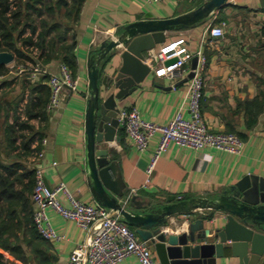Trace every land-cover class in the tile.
<instances>
[{
	"label": "crops",
	"instance_id": "obj_1",
	"mask_svg": "<svg viewBox=\"0 0 264 264\" xmlns=\"http://www.w3.org/2000/svg\"><path fill=\"white\" fill-rule=\"evenodd\" d=\"M206 1L164 0L154 4L147 0H85L79 18L75 22L72 20V33L75 31L77 37L75 73L70 68L74 77L79 78V87L76 92L65 89L59 107L47 111L45 120L40 118V125L33 134L41 139L46 138L47 144L40 145V148H45V155L37 162L32 159L33 153L16 157V153L22 151L19 143V148L11 152L7 124H13L17 117L21 122L16 110L19 112L24 97L21 103L19 101L27 91L31 95L32 88L42 79L35 82L29 75H18L12 70L0 79L2 104L14 102L13 108L19 104L17 109H11L9 115L4 110L0 115V169L8 174L13 168L14 172L21 174L26 173L27 169L35 171L37 165L48 164L46 180L49 187L65 182L78 199L100 205L90 185L87 149L91 55L99 53L104 41L117 38L129 25L179 17L194 11ZM223 23L225 34L222 37L213 36L211 28ZM166 35V41L149 52L147 63L152 68L151 72L134 92L117 100L118 108L137 107L146 120L159 124L169 123L179 109L189 117L190 79L174 80L154 74V68L161 65L156 55L162 48L172 42L185 43L193 53L201 51L207 58L202 113L210 130L236 133L246 144L239 154L212 147L193 150L173 144L160 156L150 174L148 165L161 134L157 133L151 139L148 150L141 153L136 150L126 131L117 129L115 138L100 146L109 150L110 161L117 165L116 179L121 194L109 193L121 200L127 209L141 213L165 206L170 201L194 198L217 201L221 196L231 195L232 188L248 175L264 178V0H227L205 21L167 31ZM124 50L125 47H121L100 66L102 100L119 91L114 86L107 90L103 80L107 76L114 78L117 75L123 63ZM195 57L198 58L197 55ZM193 59L189 63L190 71ZM61 63L54 59L43 67L49 73H58ZM11 64L7 65L10 69ZM254 119L256 122L251 126ZM53 161H58V164L52 166ZM24 181H29L28 176ZM16 185L18 189L23 187V183L18 181ZM27 195L34 210L32 193ZM17 212L13 224L4 231L6 240H0V264H66L77 245L87 238L88 232L75 221L49 208L47 214L50 222L64 237L59 241H47L37 229L26 224V212ZM209 212V209H201L172 215L164 228L169 233H182L191 222ZM115 215L124 221L119 213L115 212ZM216 216L212 226H223L226 215L217 212ZM151 245L160 263L157 251ZM225 249L226 257L218 258L217 264H239V258H229V243ZM122 264L142 263L132 255ZM258 264H264V254Z\"/></svg>",
	"mask_w": 264,
	"mask_h": 264
},
{
	"label": "water",
	"instance_id": "obj_2",
	"mask_svg": "<svg viewBox=\"0 0 264 264\" xmlns=\"http://www.w3.org/2000/svg\"><path fill=\"white\" fill-rule=\"evenodd\" d=\"M226 2L207 0L194 11L179 17L129 25L117 38L104 41L99 53L89 59L91 98L86 131L92 191L101 206L119 213L124 222L135 227L143 240L154 245L160 264H217L218 258L226 257L227 243L231 249L229 258H239V264H258L264 254L263 177L255 174L244 177L232 188L231 195L221 196L217 201L205 198L170 201L165 206L141 213L127 209L121 200L109 193L121 194L116 179L117 165L110 161L109 150L100 147L115 138L117 129H123L118 117L120 109L117 100L134 92L149 75V52L166 41L167 31L203 22ZM121 47H125L122 66L114 78L107 76L103 80L107 90L114 86L119 91L102 100L100 66ZM197 60V57L193 59L192 71L185 80L194 76ZM14 61L13 52L0 50V64L9 65ZM133 203L134 200L131 201ZM201 209H209L210 212L191 222L182 233L165 230L164 226L172 215ZM217 212L226 215L221 227L212 226Z\"/></svg>",
	"mask_w": 264,
	"mask_h": 264
},
{
	"label": "built area",
	"instance_id": "obj_3",
	"mask_svg": "<svg viewBox=\"0 0 264 264\" xmlns=\"http://www.w3.org/2000/svg\"><path fill=\"white\" fill-rule=\"evenodd\" d=\"M147 1L157 4L164 0ZM14 9H16V1L10 0V15ZM211 34L215 37H222L225 34V23L213 26ZM25 35L33 34L30 29H27ZM33 37L37 40V34ZM26 49L31 59L26 65H17L14 71L18 75H29L35 82L40 81L45 75L49 76L47 82L50 87V99L47 111L51 112L59 107L65 89H70L72 92L78 90L79 78L74 77L71 68L63 62L60 64L58 73H49L39 60V48L31 46ZM196 55L198 64L194 69V76L189 80V117L185 116L184 110L179 109L169 123L159 124L146 120L137 107L120 109L118 116L120 124L139 152H146L151 139L157 133L161 134L148 165L150 174L160 156L173 144L193 150L212 147L237 154L242 152L246 144V141L236 133L210 130L204 119L202 98L207 58L201 51L195 54L185 43H169L156 55L161 65L154 68V74L157 77H168L174 80L185 78L191 72L189 63ZM3 77L0 75V79ZM29 100L30 94L27 91L18 114L21 121H28L31 125H35V129H38L40 118L32 120L27 114ZM22 133L34 137L31 141V147L34 150L32 159L36 162L42 159L45 155V148H40V145H46L47 139L34 135L31 128L23 130ZM18 143L22 145V137L19 138ZM57 164L58 161H53L51 165L56 166ZM48 167L49 165L45 164L37 165L35 168L36 181L32 193V201L35 205L33 221L39 234L47 241H59L64 237L54 229L50 222L47 214L49 208L54 209L66 219L75 221L80 228L88 232L86 240L77 245L66 264H122L132 255L137 256L142 264H160L156 260L151 242L141 239L136 230L115 215L111 209L78 199L65 182L49 187L46 180Z\"/></svg>",
	"mask_w": 264,
	"mask_h": 264
},
{
	"label": "trees",
	"instance_id": "obj_4",
	"mask_svg": "<svg viewBox=\"0 0 264 264\" xmlns=\"http://www.w3.org/2000/svg\"><path fill=\"white\" fill-rule=\"evenodd\" d=\"M15 1L16 9L10 15V0H0V50L13 52L18 64L24 59L30 60L31 57L26 48L36 46L40 50L39 60L43 65L56 59L66 63L75 73L77 37L75 31L72 33L73 21L75 22L79 18L85 0ZM27 29H30L33 35L37 34V40L33 35H25ZM9 72V66L0 64V75L6 76ZM48 78V75L43 76L41 82L32 88L27 109L29 119L41 118L45 120L47 118V104L50 99V88L46 83ZM13 104L14 102L3 105L0 99V115L3 110L6 115L7 113L9 115L11 109H17L18 105L13 108ZM255 122L256 119L252 120L251 126ZM7 125L11 152H15L19 148L18 139L22 137V151H18L16 157L22 158L23 155L32 154L31 141L34 137L22 133L32 125L28 121L20 122L19 117L13 124L8 123ZM14 171L15 169L12 168L8 174H5L0 169V219L4 225V227L2 226L3 231L0 227V240H6L4 231L13 224L19 210L21 213H27L24 216L26 224L32 225V229L36 230L31 198L27 195V193H33L36 181L35 171L27 169L26 173L21 174ZM26 176L29 178L27 183L24 181ZM17 181L23 183L22 189L17 188Z\"/></svg>",
	"mask_w": 264,
	"mask_h": 264
},
{
	"label": "rangeland",
	"instance_id": "obj_5",
	"mask_svg": "<svg viewBox=\"0 0 264 264\" xmlns=\"http://www.w3.org/2000/svg\"><path fill=\"white\" fill-rule=\"evenodd\" d=\"M26 51H28V49H26ZM29 52V51H28ZM28 63V60H26V59H24L22 62H20V63H16V61L15 62H12V64L10 65V67H11V69L10 70H12V72H15L14 70L16 69V66L18 65H26ZM10 73V72H9ZM15 74H16V72H15ZM20 75H23V76H25L24 74H20ZM24 97V94L22 95V97H21V99H20V101H19V103H21V100H22V98ZM19 107V104H18V106H17V108ZM16 113H18V111L16 110ZM31 129H32V132L34 133V129H35V125L34 124H32V127H31Z\"/></svg>",
	"mask_w": 264,
	"mask_h": 264
}]
</instances>
